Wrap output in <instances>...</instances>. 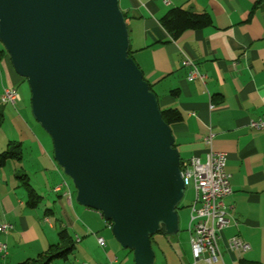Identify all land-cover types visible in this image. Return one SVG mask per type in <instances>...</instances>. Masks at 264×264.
I'll return each instance as SVG.
<instances>
[{
  "label": "crops",
  "instance_id": "0c3cea01",
  "mask_svg": "<svg viewBox=\"0 0 264 264\" xmlns=\"http://www.w3.org/2000/svg\"><path fill=\"white\" fill-rule=\"evenodd\" d=\"M118 5L128 28L131 57L159 107L181 113L182 120L171 125L180 159L204 161L209 149L226 154L232 192L224 202L235 223L223 228L218 240L224 263L238 264L244 258L264 264V132L249 126L250 120L264 114V0H118ZM171 7L205 12L211 24L171 38L159 22ZM181 52L205 75L204 84L187 80ZM20 79L0 43V93L6 87L16 89ZM26 133L19 141L0 136V152L17 142L20 153L0 167V224L13 225L8 234L0 233L7 246L0 264L36 258L59 241L62 230L73 244L72 252L47 264H108L113 257L120 264H134L132 250L120 248L101 212L76 202V190L53 159L47 140L32 127ZM27 141L33 150L25 155ZM7 165L10 171L5 170ZM18 174L27 175L40 196L35 208L26 206ZM62 179L68 195L53 190ZM192 200L187 201L188 208ZM232 236L249 249L240 255L229 251L227 239ZM179 237H155L152 264H193L189 233L186 246L180 245Z\"/></svg>",
  "mask_w": 264,
  "mask_h": 264
},
{
  "label": "water",
  "instance_id": "95a60500",
  "mask_svg": "<svg viewBox=\"0 0 264 264\" xmlns=\"http://www.w3.org/2000/svg\"><path fill=\"white\" fill-rule=\"evenodd\" d=\"M0 43L76 202L101 212L134 264H152L150 237L178 232L185 187L118 0H0Z\"/></svg>",
  "mask_w": 264,
  "mask_h": 264
},
{
  "label": "built area",
  "instance_id": "2783aa9c",
  "mask_svg": "<svg viewBox=\"0 0 264 264\" xmlns=\"http://www.w3.org/2000/svg\"><path fill=\"white\" fill-rule=\"evenodd\" d=\"M182 66L187 69V80H199L205 82V75L202 74L194 61L185 53L181 52ZM20 97L14 87H6L0 93V100L4 104L15 105ZM249 126L252 129L264 132V114L256 120H250ZM211 135L205 138L210 143ZM226 154L223 151L209 149L205 160L200 161L196 157L181 159L179 163L184 187L193 188V200L189 206L190 217L187 226L189 243L193 264H225L219 248L218 240L223 228L230 222H234L232 215L225 205V198L232 192L230 175L226 171ZM56 192L69 194L67 181L62 179L53 188ZM13 229L8 222L0 224V233L6 235ZM103 244L102 238L97 239ZM227 248L231 252L240 253L249 249V245L238 236L227 239ZM6 243L0 241V254L6 255ZM108 264H120L116 257L109 260Z\"/></svg>",
  "mask_w": 264,
  "mask_h": 264
},
{
  "label": "trees",
  "instance_id": "16d2710c",
  "mask_svg": "<svg viewBox=\"0 0 264 264\" xmlns=\"http://www.w3.org/2000/svg\"><path fill=\"white\" fill-rule=\"evenodd\" d=\"M160 25L166 30L171 38L178 37L186 30L203 28L211 24L210 16L205 12L189 11L182 7H171L159 19ZM128 56L131 57L128 48ZM150 86V84H149ZM150 89L152 90L151 86ZM153 91V90H152ZM160 108V107H159ZM160 113L163 121L171 127L182 120L181 113L175 108H160ZM3 110L0 107V125L3 122ZM175 147V145H173ZM19 145L10 142L6 149L0 152V167L6 165L7 161L14 158H19ZM181 160V159H180ZM20 184L25 190L26 206L35 208L40 203V196L35 192L29 183L28 176L25 174L16 175ZM156 235H166L163 230L155 233L150 237L151 244L155 240ZM73 244L65 231L59 232V241L50 244L46 250L40 252L36 258L27 259L20 264H47L55 258H66L72 252ZM130 250V249H129ZM238 264H261L258 261L241 258Z\"/></svg>",
  "mask_w": 264,
  "mask_h": 264
},
{
  "label": "rangeland",
  "instance_id": "374dc122",
  "mask_svg": "<svg viewBox=\"0 0 264 264\" xmlns=\"http://www.w3.org/2000/svg\"><path fill=\"white\" fill-rule=\"evenodd\" d=\"M20 78H21L20 81L16 84V89H17L19 96L22 98L21 101L17 103L16 107H11V105L9 104L0 103V107L2 108L3 114H4L3 122L0 125V136L1 135L2 136L7 135L9 137L12 136L13 139H15L16 141H19L20 139H26V135H27L26 132L28 130H31V127H32L34 130L39 132L45 138V140H47V144L49 145L50 149H52V140L50 136L41 128V126L37 123V121L34 119L31 113L30 89H29L28 83L24 78L22 77ZM12 144L16 145L18 143L12 142ZM6 147L7 146H4L2 150L6 149ZM23 147H24L23 152H25V155L27 154L28 151L33 150L31 143H28V141L24 144ZM52 150H51V153H52ZM5 170L10 171L11 166L7 165ZM64 177L74 187L71 179L65 174H64ZM192 197H193V192H192L190 185L186 186L184 189L183 197L180 203L178 204V207L176 210L177 215H178V232L176 234L180 236L178 242L180 243V245L182 244L184 246H186L188 243L187 225H188L189 217H190V210L186 206V203L187 201L191 200ZM158 236L159 235H156V237ZM170 236L171 235H167V237H170ZM225 260L227 261L226 255H225ZM227 264H229V262Z\"/></svg>",
  "mask_w": 264,
  "mask_h": 264
},
{
  "label": "bare ground",
  "instance_id": "6f19581e",
  "mask_svg": "<svg viewBox=\"0 0 264 264\" xmlns=\"http://www.w3.org/2000/svg\"><path fill=\"white\" fill-rule=\"evenodd\" d=\"M0 103H1V104H4V100H0Z\"/></svg>",
  "mask_w": 264,
  "mask_h": 264
}]
</instances>
